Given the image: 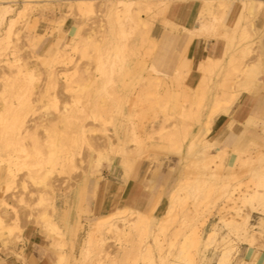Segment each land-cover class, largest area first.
<instances>
[{
	"label": "rangeland",
	"instance_id": "374dc122",
	"mask_svg": "<svg viewBox=\"0 0 264 264\" xmlns=\"http://www.w3.org/2000/svg\"><path fill=\"white\" fill-rule=\"evenodd\" d=\"M237 1L243 4L242 0ZM111 2L96 0L94 10L98 15L83 20L70 1L31 0L28 4L29 9L20 16L13 28L10 48L5 55L0 56V102H4V98H1L2 84L5 78L13 75L9 60L16 64L26 63L36 75L31 90L19 92L12 90L6 94L10 109L0 104V137L6 147L4 158L0 161V169L11 167L14 173L8 180H0V198H4L8 204L7 213L4 206H0V214L8 224L18 222L22 229L18 239L9 240L7 243L0 239V264H8V260L12 259L18 263L31 264L28 263L24 245L27 235L33 230L40 236L37 245L40 251L45 254L51 253L56 259L58 258L56 252L59 251L65 255L67 264H161L160 248L163 253L169 254L163 264H169L172 259L189 264L180 254V248L194 226L203 216H207L209 221L202 229L203 236L206 237L213 228H216L223 214L234 213L230 206L225 207L222 195L225 189L233 187L244 191L264 190L261 182L264 179L262 125L257 126L261 134L245 138L243 144L230 153L204 156L199 152L204 141L208 139L202 129L213 109L215 99L232 89L238 76L247 66L264 58V26L260 29L257 23L260 15L264 14V3L256 12L254 25L249 28V39L246 41L239 38L236 41L234 48L236 51L233 55L235 59L232 62L225 61L221 69L212 73L204 98L201 95L196 96V93L190 90V97H186L185 91L189 89L191 72L185 74L180 70L177 64L184 51H175L174 56H170L172 60L168 63L169 67L164 65L160 68L167 69L170 73L166 80L178 92L177 98L153 99L147 104L136 103L142 84L134 80L133 70L130 74L126 73L125 65L132 59H144L150 64L154 57L150 59L144 56L143 49L139 54H134L136 35L141 28L135 21L129 24L125 36L118 34L116 38L111 37L113 43L118 45V51L111 50L112 44L106 40L102 44V49H96L91 45L81 47L87 48L86 51L89 53L87 56L74 52L77 43L68 40L73 26L67 27L64 24L51 39V42H54L58 37L65 38L69 43L64 49L67 52L64 63H57L54 67L59 73L57 84L50 90L49 96L38 99V93L47 79L45 68L52 65L53 58L47 60V65L38 63L37 54L45 50L31 46L35 41V35L46 32L63 15L70 14L73 25L79 24L81 27L80 46L84 45L92 33L102 38L106 36L105 30H108L105 14L108 11V3ZM199 2L202 3V0ZM156 3L149 13L144 11L148 9L143 6L142 14L145 17L155 15L158 19L159 16L162 17L164 4ZM22 5L23 3H19L18 6ZM227 13L223 19L225 25ZM232 26L231 24L229 27ZM177 55L180 58L176 59ZM186 56H189V51H186ZM15 59L18 61L15 62ZM86 69L99 78L97 88L91 93L92 100H89L91 94L89 96L88 92L80 93L77 98L66 87L68 81L78 86L80 77ZM261 79L263 84L258 90L264 92V75ZM65 106L86 110L88 116L85 124L90 128L87 132L83 133L74 120L61 122L55 118ZM19 115L21 120L17 117ZM44 118L48 119L45 121L47 129L37 125V122ZM49 118L54 119L50 121ZM18 121L24 124L17 130ZM116 128L119 129L121 136L127 133L126 144H118L114 137ZM125 129L128 130L125 132ZM165 132H176L178 140L182 142L178 143L181 144V148L180 153H176L177 156L167 157L161 154L158 172L159 175L166 172L164 181L158 191L156 186L150 190L152 201L161 190L163 193L164 203L157 215H162L166 211L168 196L173 190L180 188L178 194L185 199L184 203L177 207L176 222L160 235L158 240L155 239L157 231L149 235L148 241L153 244L152 258L145 259L139 255L135 260L128 259L125 254L126 246L130 244L128 240L106 229L96 232L99 241L89 243L90 228L97 222L98 217L125 203L123 198L125 192L122 188L119 189V198L113 201L108 184L103 182L97 185L90 179V172L94 169L98 157L106 155L114 165L113 169L103 168L104 178L121 182L125 174V167L122 164L125 152L133 153L142 144L150 149L148 146L157 143ZM134 133L144 141L136 142ZM108 135L114 141L111 147L105 142ZM257 136L259 137L256 138ZM211 137L212 135L209 138L212 139ZM253 139L257 140V146L250 147ZM190 142H193V145L187 155ZM246 147L252 148L253 156L258 151L263 154L254 161L252 167L242 165L240 162L246 157L247 153L241 152ZM175 148L172 151L178 152L179 150ZM53 153L56 154L57 162L52 165L50 156ZM9 155L13 156V163L8 161ZM107 163L104 161L105 165ZM171 165L175 166L172 172L169 171ZM205 165H210L211 170L216 171V176L211 175ZM186 169L191 172L188 178L185 177ZM41 196L44 199L42 203ZM151 203L146 207L131 205L134 209L147 213ZM246 209L251 213V222L257 232L264 233L262 209L253 210L249 206ZM42 216L54 221L61 228L65 233L64 240L48 237L42 226ZM118 225L124 227L121 221ZM223 236H227L234 245L233 264H248L253 261L260 264L264 252L262 238L255 235L254 238L257 240L255 245L249 246L246 245L248 243L246 240L224 228L206 250L207 257L196 256V264H219L220 255L225 247ZM61 244L62 247H59Z\"/></svg>",
	"mask_w": 264,
	"mask_h": 264
},
{
	"label": "bare ground",
	"instance_id": "6f19581e",
	"mask_svg": "<svg viewBox=\"0 0 264 264\" xmlns=\"http://www.w3.org/2000/svg\"><path fill=\"white\" fill-rule=\"evenodd\" d=\"M67 1L71 2V5L78 13L81 14L83 20L91 19L96 14L98 15V13L94 10L96 0ZM106 1H112L111 3H108V11L105 14V20L108 24V30H105L106 36L99 38L92 33L87 37L84 45L80 46L82 43V41H79L81 36V27L79 24H75L70 30L68 40L71 43L72 41L74 44L77 43L74 46V52L81 54L82 56H87L89 53L86 51L87 48L81 49V47L91 45L96 49H102V44L105 43L106 40H108L109 44H112L110 49H115L114 51H116L118 45L113 43L112 38H116L118 34L125 36L127 34L129 24L137 21V24L140 25L141 28L139 33L136 35L133 52L134 54H139L143 49L145 53L144 56H148L150 59L154 57V61L150 64H147L144 59H132L125 65L128 67L124 69L126 70V73L130 74L133 70L134 73L132 75L134 80L139 84H142L141 89L137 94L136 101V103L138 102L140 104L150 103L153 99L162 100L164 98H177L179 95L166 80V77L170 76L168 70L160 68L164 65H168L169 67L168 63L171 62L172 57L169 56V51H161V41L151 36L152 27L158 20V16L154 15L145 17L142 14V11L144 10L143 6H146L145 8L148 9H145L144 11H148L149 13V11L152 10V7H154L153 5L157 4L156 2H162L164 4V9L161 14L162 17H164V21L171 29L178 28V26L166 19L165 16L167 13L172 15L179 14L185 21L188 20V24L183 25L181 28V30L185 33V42L183 44L184 53L181 58L178 55L176 56V59L177 57L180 58L177 65L183 73L188 74L189 71L191 72L189 77V89L187 88L188 90L185 91L186 97H190V91H194L196 96L201 95L202 98H204L208 92L207 88L212 73L215 70L221 69L225 61L232 62L235 59L233 58V55L236 51L234 49L236 41L239 38L246 41L249 39V28L254 25L257 17L256 12H258V9L261 8L264 3L261 0H242V8L237 15L234 25L229 27L225 25L223 19L229 10L231 2L233 3L236 0H202V4L197 8L192 6V4H190L192 1L189 0ZM30 2L31 0H0V56L5 55V52L10 48L13 28L20 16L24 15L26 10L29 9L28 4ZM19 3H23V5L19 7ZM69 16L70 14L63 15L52 26H50L46 32L37 33L35 35V41L32 42V47L38 49L43 48L45 50L42 51V53L37 54L36 60L38 63H44L47 65V60L53 58L52 65L45 68L47 79L38 93V99H43L44 97L49 96L50 90L57 84L59 73L54 67L57 63H64V56L67 53L64 49L69 43L68 41H65V38L62 39L60 37L56 38L54 42L49 41L62 29V26L65 24L66 19L69 18ZM190 23H193V28H190ZM197 36H208L209 38L210 36L224 37L227 40V51H225L223 58L201 61L198 69L193 71L192 61L189 56H186V51ZM17 61L18 59H15V62ZM52 61L49 62L51 63ZM8 64L11 67L10 69L12 70L13 75L5 78V81L2 84L1 98H4V102H0V104L1 106H4V108L6 107L10 109L6 94L12 90L18 92L31 90L32 83L36 75L33 70H30L27 67L26 63L16 64L9 60ZM135 66L137 67L135 68ZM262 75H264V58L258 59L255 64L247 66L238 76V80L232 89L228 92H223L220 97L215 99L213 109L206 121V125L202 129L203 133L208 136V139L204 141L203 147L199 150L201 154L204 156L206 154H227L233 149L241 146L245 138L248 139L249 136L241 134L238 129L239 123L244 122L239 118L240 111H238L231 118L230 132L223 139L214 138V134L218 131L219 119L230 113L244 92H247L249 96L258 95V89L261 84H263V80L261 79ZM182 77L183 75H181V78ZM98 79L99 78L89 69H86L80 77L78 86H75L68 81L66 87L77 98L80 96V93L82 94V92H88L90 96L91 93H94V88H97L98 86ZM92 98L91 94L89 100H92ZM87 116V112L84 108L74 109L72 106H65L55 118L61 122L74 120L79 124V129L85 133L90 129L87 128L85 124ZM17 117L21 120L19 118L20 115ZM53 119L49 118L50 121H53ZM46 120L48 119H41L40 122H37V125L47 129V125L45 123ZM18 122L19 124L16 125L17 130L24 124L22 121ZM261 125L264 128V120L254 116H248L244 123L246 128ZM123 128L124 127L122 126V129ZM127 130L128 129H125V132ZM210 135H212V139L209 138ZM126 136L127 133L125 136H121L119 129H115L114 137L118 140V144H126ZM134 136L136 142L144 141L140 139L137 133H134ZM258 137L259 136L256 138ZM105 142L110 147L114 144L112 137L109 135L106 136ZM179 142L182 141L178 140L176 132H165L162 134L157 143H151V145L148 146L150 149H147L142 144L133 153L125 152L122 161V164L125 167V174L123 175L124 184L119 185V187L125 189L129 186L132 174L134 173L138 163L143 159H146L150 162V168L154 171V175L152 178L145 181V191L149 192L152 190L153 187L156 186L159 177L158 167L159 164H161V154L167 157L171 155L177 156L176 153L179 154V149L181 148V144H178ZM256 142L257 140L253 139L250 147L257 146ZM192 145L193 142L188 144L186 151L187 155L192 148ZM174 147H176L175 149L179 151L173 152L172 150H174ZM5 148L6 147L3 145L0 137V161L4 158V152L6 151ZM241 152L247 153L246 157L240 160L241 164L249 167L254 166V161L258 160L263 155L260 151H258L255 155L256 157L253 156V150L249 147L244 148ZM8 161L13 163V156L9 155ZM104 161L108 162L107 165L104 164ZM56 162L57 157L56 154L53 153L50 156V163L53 165L56 164ZM113 166L112 161L108 159L106 155L99 156L95 162L94 169L90 172V179L97 185L103 182L114 184V182L105 179L103 174L104 167L113 169ZM174 167V165H171L169 171L172 172ZM205 167L211 175L216 176V171L211 170L210 165H205ZM189 173L191 172L186 169L185 177L188 178ZM13 176L14 173L11 167L6 168L5 170L0 169V180H8ZM261 182L264 186V179H262ZM24 187L26 188V185H24ZM179 189L180 188H177V190L175 189L169 194L167 203L168 206L162 215H157L161 205L164 203L162 190L155 197V200L147 213L134 209V207L127 202L114 207L108 213L99 216L97 222L92 225L89 231L88 242L91 243L94 240L95 242L100 240L96 235L97 231L100 232L105 229L108 231H114L118 235L124 236L130 243L125 249V254L128 259L135 260L139 255L143 256L145 259H151L153 254V244L148 241V237L153 231H157L155 239L158 240V237L164 234L170 226L176 222L178 217L177 207L184 203L185 199V197H181V195L178 194ZM222 195L225 207L230 206L234 213L232 215L223 214L216 228H213L206 235V237L203 236L202 229L209 221L207 216H203L200 222L194 226L192 232L187 235L180 248V254L186 258L189 264H196L197 255L201 258L207 257L205 254L206 250L210 246L212 240L216 239L222 228L229 230V233H233L237 237L243 238L248 242L246 245L249 246L255 245L257 240L254 236L259 235L263 240L262 242L264 246V233L257 232L255 229L256 227L251 222V213L246 209V207L249 206L253 210L260 208L264 212V190L246 189L244 191L240 188L232 187L225 189ZM43 200V196H41V203ZM2 205L7 213L8 204L4 201V198H0V206ZM41 219L42 226L49 238L52 239L57 237L58 239L64 240L65 233L54 221L47 219L46 216H42ZM120 221L124 224V227L122 228L118 225V222ZM21 232L22 229L18 222L10 225L0 214L1 240H4L5 243H7L9 240L18 239L21 236ZM227 238V236L222 237L225 247L220 255L219 264H233L232 258L234 245L231 243L230 239ZM62 245L63 244L59 247H62ZM158 246H160V244H158ZM56 254L58 255L56 264H67L63 253L58 251ZM168 256L169 254L163 253L161 248L159 249L161 264L168 259ZM169 264L182 263L176 259H172ZM248 264L258 263L253 261L251 263L248 262Z\"/></svg>",
	"mask_w": 264,
	"mask_h": 264
},
{
	"label": "crops",
	"instance_id": "0c3cea01",
	"mask_svg": "<svg viewBox=\"0 0 264 264\" xmlns=\"http://www.w3.org/2000/svg\"><path fill=\"white\" fill-rule=\"evenodd\" d=\"M192 1L190 4L194 7H199L202 3L199 0H189ZM259 1V0H258ZM264 2V0H261ZM242 8L241 1H234L228 10L226 16V25H234V22ZM166 19L178 26V28L171 29L168 27L163 17H160L153 25L151 30V36L161 41V51H169V56L173 55L175 51H183L185 42V33L181 30L183 25L188 24V20H184L181 15L170 13L166 14ZM260 29L264 26V14L260 15L257 19ZM42 22L40 23V25ZM73 26V19L71 17L66 19L65 26ZM41 28V27H40ZM190 28H193V23H190ZM172 30V31H171ZM51 42V39L50 41ZM189 57L192 61V70L196 71L201 61H207L208 59H219L223 58L225 51H227V40L224 37H213L210 36H197L188 47ZM240 111V119L244 122L239 123L238 129L241 134L247 136H255L261 134V131L257 127L246 128L244 126L245 119L248 116H254L257 118L264 119V92L260 91L258 95L249 96L247 92H244L240 99L237 101L235 106L232 108L230 113L219 119L218 131L214 134L216 138L223 139L230 132V121L231 118ZM169 173V172H167ZM164 174L159 175L156 187L157 191L162 186L164 181ZM153 171L150 168V162L146 159L140 161L132 175L130 184L128 187L123 189L125 192V202L132 205H141L146 207L152 201V196L149 192L145 191V181L153 177ZM114 184H108L111 189L112 200L115 201L119 198V185L124 184V181H116L113 179H108ZM155 198L153 199L151 205L153 204ZM151 207V206H150ZM40 236L36 231H31L27 235V239L24 245L27 253L28 263L31 264H55L56 258L51 253L45 254L43 251L37 247L39 245ZM44 245V244H42ZM8 264H22L18 261L8 260ZM260 264H264V252L262 253V258Z\"/></svg>",
	"mask_w": 264,
	"mask_h": 264
}]
</instances>
